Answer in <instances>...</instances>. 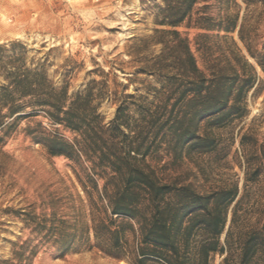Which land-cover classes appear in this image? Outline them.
Listing matches in <instances>:
<instances>
[{
  "label": "trees",
  "instance_id": "obj_1",
  "mask_svg": "<svg viewBox=\"0 0 264 264\" xmlns=\"http://www.w3.org/2000/svg\"><path fill=\"white\" fill-rule=\"evenodd\" d=\"M161 1L155 19L160 27L132 46L136 72L153 79L142 82L144 93L117 96L104 81L91 79L69 95L67 85L57 87L42 66L27 63L23 43L0 44V155L26 122L25 137L49 155L64 156L83 169L87 162L90 169L85 181L78 177L86 212L71 206V219L58 217L54 209L41 216L18 212L26 225L58 246L61 256L97 248L130 264H214L217 255L223 256L219 264H250L259 251L258 236H234L237 209L254 180L248 170L239 195L237 182L199 189L186 177L159 173L149 159L162 152L169 159L163 167L178 166L184 158L209 153L218 145L219 129L246 117L256 73L229 34L236 31L255 57L246 37V8L264 0H243L241 17L228 0H217L216 15L203 5L196 17L200 0ZM182 25L217 31L195 37L197 51L208 53L209 59L202 56L204 68L177 29ZM210 37L226 43L212 60L211 47L198 42ZM154 46H159L157 53ZM109 96L116 107L106 121L99 107ZM39 115L70 131L72 138L40 121L31 125Z\"/></svg>",
  "mask_w": 264,
  "mask_h": 264
},
{
  "label": "rangeland",
  "instance_id": "obj_2",
  "mask_svg": "<svg viewBox=\"0 0 264 264\" xmlns=\"http://www.w3.org/2000/svg\"><path fill=\"white\" fill-rule=\"evenodd\" d=\"M228 1L232 11L240 10L241 17L246 6L243 0H234L239 7L233 0ZM203 5L211 6L212 15L219 11L217 0H200L194 6V17ZM161 6V0H0V44L23 43L27 48V63L32 67L42 66L57 87L67 85L69 95L82 90L91 79L104 81L117 96L144 93L142 82L153 79L136 72L139 63L132 55V46L137 39L151 35L154 28L160 27L155 19ZM177 29L188 37L199 66L204 68L202 56L209 59L208 53L202 55L197 51L195 37L203 32L215 35L217 31L184 25ZM245 29L255 57L248 54L236 31L229 35L256 73L255 84L246 97V117L219 129L218 145L209 153L184 158L178 166L163 167L169 159L162 152L149 162L159 173L186 177L199 189L237 182L239 195L243 193L247 169L254 180L249 182L248 192L237 209L234 236H258L259 251L250 264H264L263 2L246 8ZM198 42L211 47V60L220 56L219 47L226 44L216 37ZM152 50L157 53L159 46ZM112 99L113 96L105 98L99 107L106 121L115 113ZM34 120L31 125L40 121L47 129H57L68 139L73 136L42 115ZM25 125L26 122L20 123L3 147L6 154L0 155V264H130L97 248L61 256L55 243L25 224L24 216L18 211L41 216L49 215L54 209L64 219H71L74 212L71 206L86 212V195L79 178L85 181V175L90 172L87 162L83 169L64 156L49 155L40 144L25 137L22 130ZM98 183L101 187L103 181ZM222 257L217 255L214 264H219Z\"/></svg>",
  "mask_w": 264,
  "mask_h": 264
}]
</instances>
